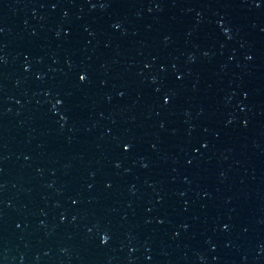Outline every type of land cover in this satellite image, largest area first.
<instances>
[{
  "label": "water",
  "instance_id": "water-1",
  "mask_svg": "<svg viewBox=\"0 0 264 264\" xmlns=\"http://www.w3.org/2000/svg\"><path fill=\"white\" fill-rule=\"evenodd\" d=\"M0 264H264V0H0Z\"/></svg>",
  "mask_w": 264,
  "mask_h": 264
}]
</instances>
